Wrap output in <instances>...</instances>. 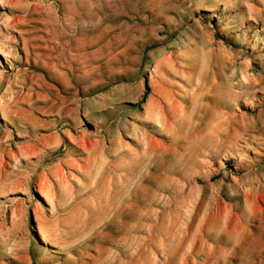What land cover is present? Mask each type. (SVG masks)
I'll return each instance as SVG.
<instances>
[{"label":"rangeland","instance_id":"1","mask_svg":"<svg viewBox=\"0 0 264 264\" xmlns=\"http://www.w3.org/2000/svg\"><path fill=\"white\" fill-rule=\"evenodd\" d=\"M0 264H264V0H0Z\"/></svg>","mask_w":264,"mask_h":264}]
</instances>
